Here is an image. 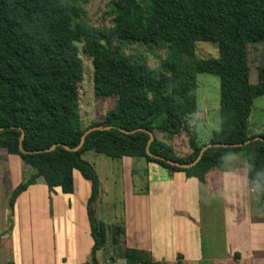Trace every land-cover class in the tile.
Wrapping results in <instances>:
<instances>
[{
	"label": "trees",
	"instance_id": "1",
	"mask_svg": "<svg viewBox=\"0 0 264 264\" xmlns=\"http://www.w3.org/2000/svg\"><path fill=\"white\" fill-rule=\"evenodd\" d=\"M108 10L111 25L96 28L79 23L84 10L75 0H0V152L18 157L32 171L11 193L9 211L39 179L49 194L56 188L72 194V173L77 171L91 188L88 264H100L97 254L106 245L107 227L95 218L101 188L93 166L83 159L86 153L144 160L200 183L208 172L223 171L227 161L243 158L248 182L264 200V142L212 147L194 167L179 169L146 155L149 136L144 132L154 136L149 146L153 157L182 164L193 163L209 144L264 139L249 132L253 103L264 96V69L258 68L257 82L251 84L247 53L249 44H264V0H116ZM79 43L92 58L94 95L115 100L103 120L88 126L80 117ZM197 43H214L218 58L197 59ZM142 45L166 47V59L151 68L141 57L126 54ZM196 74L213 75L220 84L219 129L204 144L189 124L197 113ZM99 126L113 129L90 133L72 151L88 129ZM182 137L184 155L175 144H182ZM20 144L32 154L20 152ZM118 257L127 264H166L132 249ZM175 264H184L183 258L178 256Z\"/></svg>",
	"mask_w": 264,
	"mask_h": 264
},
{
	"label": "crops",
	"instance_id": "2",
	"mask_svg": "<svg viewBox=\"0 0 264 264\" xmlns=\"http://www.w3.org/2000/svg\"><path fill=\"white\" fill-rule=\"evenodd\" d=\"M235 160L227 161L223 171L208 172L200 183L144 160L123 158L113 173H104L105 180L123 185L124 234L113 247L121 253L147 252L154 262L166 264H175L178 256L184 264H264V200L248 182L246 163ZM30 175L18 157L0 152V264H88L90 184L73 171L72 194L59 188L49 194L39 179L10 212L11 193ZM101 201L99 195L97 204ZM95 218L102 222L96 213Z\"/></svg>",
	"mask_w": 264,
	"mask_h": 264
},
{
	"label": "rangeland",
	"instance_id": "3",
	"mask_svg": "<svg viewBox=\"0 0 264 264\" xmlns=\"http://www.w3.org/2000/svg\"><path fill=\"white\" fill-rule=\"evenodd\" d=\"M76 3L82 7L84 14L79 20V23L88 27H109L111 19L107 15L108 7L111 2L116 0H75ZM144 46V47H143ZM79 50V57L83 63V81L79 85V106L80 117L84 126L90 125L92 122L103 120L105 115L112 111L115 105L114 99H105L96 97L93 93V70L92 58L84 50L83 43L77 44ZM248 64H249V81L255 84L258 79V68L264 69V44H249L247 47ZM127 55L141 57L145 63L153 68L160 65L167 57V49L162 46H133ZM195 55L197 59H216L218 58V51L214 43H197L195 46ZM196 86L194 88V95L197 103V113L189 120L190 126L197 135L198 142L201 144L209 140L214 131L219 129V109H220V84L219 79L213 75L196 74ZM249 132L251 135H264V96L258 98L253 103V110L250 117ZM183 138V137H182ZM182 144L176 142L175 144L181 146V154H186L187 146L185 139L181 140ZM83 159L95 166L98 178L101 181L100 188L102 192L100 196L102 201L100 204L94 205V211L99 220L104 222L107 226V242L104 248L99 252L98 262L100 264H112L110 258H117L120 249L114 248L113 240L119 243L122 241L119 229H121V203L123 197V185L114 182L115 179L109 177L105 180V171L107 176L113 173V168L119 162L105 157L104 155H97L93 152L86 153ZM141 163L143 160H137ZM234 162L244 163L243 158L237 159ZM135 176V174H134ZM133 176V179H134ZM121 198V199H120ZM116 208V210H115ZM97 210L100 216L97 215ZM117 214L118 221L115 224L114 214ZM114 225H117L115 228ZM126 264L124 260L122 263Z\"/></svg>",
	"mask_w": 264,
	"mask_h": 264
},
{
	"label": "water",
	"instance_id": "4",
	"mask_svg": "<svg viewBox=\"0 0 264 264\" xmlns=\"http://www.w3.org/2000/svg\"><path fill=\"white\" fill-rule=\"evenodd\" d=\"M111 129H113V127H100V126H99V127H93V128L88 129V130L83 134V136H82V138H81V140H80L79 145H78L76 148H74L72 151H74V152L78 151V150L83 146L86 136L89 135L90 133H92V132H94V131H109V130H111ZM121 132H123L124 134H132V133H134L133 131H131V132L121 131ZM144 132L147 133L148 136H149V141H148L147 148H146V155H147L148 157H150V158H154L155 160H158V161L164 162V163H166V164H168V165H170V166H173V167H176V168H179V169H189V168H191V167H194V166L200 161V159H201V157H202L204 151H206L207 149L212 148V147L232 148V147H242V146H244V145L249 144L251 141H261V142H264V139H263V138H261V137H256V138H254L253 140H249V141H247V142H245V143H243V144H236V145H210V144H209V145H206V146H204V147L202 148V150L200 151V153H199L197 159H196L193 163H191V164H182V163H176V162L167 161L166 159H163V158H161V157H153V155H151L150 152H149V146H150V144L154 141V136H153L151 133L147 132V131H144ZM23 138H24V135H23V133H22V134H21V137H20V142L23 140ZM55 147H56V146H52L51 148H49V149L46 150L45 152H50V151H52ZM64 149H66V150H70L68 147H65V146H64ZM19 150H20V152H22L23 154H28V153H29V154H32V153H30V152H25V151L22 149L21 144L19 145ZM34 153H39V152H34Z\"/></svg>",
	"mask_w": 264,
	"mask_h": 264
}]
</instances>
